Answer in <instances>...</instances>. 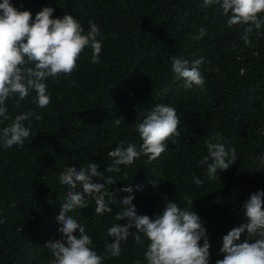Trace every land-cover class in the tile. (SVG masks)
Segmentation results:
<instances>
[{"label":"trees","instance_id":"16d2710c","mask_svg":"<svg viewBox=\"0 0 264 264\" xmlns=\"http://www.w3.org/2000/svg\"><path fill=\"white\" fill-rule=\"evenodd\" d=\"M2 2V0H0ZM20 11H30L34 21L44 7L54 9L52 18L71 15L84 29L89 21L100 29V63L92 64V51L85 48L71 76L49 77L45 83L51 97L46 108L33 103L35 93L16 106L6 101L8 115L32 111L42 118H30L31 134L23 146L5 149L0 144V264H49L46 242L59 240L58 222L62 203L69 191L59 183L66 167L80 168L95 162L111 195V213L96 215L95 200L85 195L87 208L69 213L92 238V247L104 256L102 264H147L148 240L137 243L132 235L121 242L119 257H109L106 245L114 242L107 231L115 215L126 207L120 200L133 187L132 201L137 215L155 219L166 208L165 199L188 209L200 218L211 245L209 264L222 259V237L244 222L242 205L254 192L264 190V25L242 37L244 27L229 28L219 6L204 8L203 0H10ZM264 20V14L261 15ZM205 30L200 36V29ZM189 61L203 58L199 71L203 88L184 87L171 71V57ZM72 81L76 83L73 84ZM157 104L176 109L180 123L165 152L148 163L143 154L119 172H108V153L121 141L142 143L136 124ZM122 118L119 126L114 124ZM11 123L0 118V129ZM25 126L29 122L25 121ZM237 161L227 170H217L215 179L206 175L200 161L214 134ZM209 162H211L209 160ZM204 181L193 182V177ZM82 191L81 189H77ZM95 195V194H93ZM108 201V197H105ZM164 202V203H163ZM163 203V204H162ZM136 232L135 228L130 230ZM78 235V230L75 233ZM243 240V237H242ZM203 246V239L199 242Z\"/></svg>","mask_w":264,"mask_h":264},{"label":"clouds","instance_id":"9594fccd","mask_svg":"<svg viewBox=\"0 0 264 264\" xmlns=\"http://www.w3.org/2000/svg\"><path fill=\"white\" fill-rule=\"evenodd\" d=\"M213 5L219 6L227 17L229 28L247 25L242 37L246 45L250 44L249 34L253 29L259 30L264 25L261 19L264 0H203L204 8ZM53 12V8L44 7L36 13L33 21L30 11L18 10L10 0L0 2V118L11 120L10 124L0 129V144L5 149L14 145L22 147L31 134L30 118H42L28 111L11 119L7 114L6 101L14 99L16 106H19L21 101L34 92L33 103L38 108H46L51 103L45 83L49 77L56 79L71 76L85 48L92 51L91 63H100L102 43L97 39L100 35L98 25L89 21V30L84 34L77 19L69 14L62 18H52ZM204 32L201 28V37ZM202 63L203 58H200L194 60L190 67L189 61L173 56L171 71L177 79L184 81L186 89H192L193 86L203 88L204 79L199 71ZM25 121L29 122V126H25ZM121 122L122 118H117L114 124L119 126ZM179 123L174 107L157 104L144 116L142 122L136 124V131L142 141L139 150L134 143L125 146V142L121 141L108 153L112 163L106 171L119 172L120 165H131L142 154L148 157V163L156 160L165 152L167 141L176 143L173 138L180 135L177 131ZM219 139L220 135L216 133L206 141L208 155L200 161L202 165H207L206 175L209 179H215L217 170H227L237 161L235 148L228 151L223 144L213 142ZM257 160L264 165V154L258 156ZM98 168L92 162L78 169L66 167L60 173L59 183L67 186L69 191L57 216L62 225L59 229L61 238L50 240L44 246L52 257L49 264H102L105 257L93 249L92 238L86 233L85 227L69 215L77 208L88 207L85 195L95 200L96 215L111 213L109 204L112 194L103 189L105 183L112 185L115 181L109 176L105 183L94 182V178L104 179V173L98 171ZM193 182L197 185L204 183L195 176ZM133 190L130 185L117 190V193H129L120 200L126 207L115 215L116 221L127 220V223H116L108 229L107 236L113 238L114 242L106 245L107 256L119 257L121 242L132 235L137 243H143L141 236L147 238V251L144 254L147 264H209L211 245L207 230L197 214L181 209L175 202H169L162 215H157L155 219L137 215V209L132 203ZM105 197H108V201ZM242 210L244 222L222 237L219 252L223 258L217 259L215 264H264V190L252 193L243 203ZM3 222L0 219V223ZM133 228L137 231L131 232ZM77 230L78 235H75ZM202 239L203 246L199 243ZM135 264L141 262L137 260Z\"/></svg>","mask_w":264,"mask_h":264},{"label":"rangeland","instance_id":"374dc122","mask_svg":"<svg viewBox=\"0 0 264 264\" xmlns=\"http://www.w3.org/2000/svg\"><path fill=\"white\" fill-rule=\"evenodd\" d=\"M157 190H159V186H158V185L152 188V190H151V194H152L153 196L158 197L159 200H161L162 198L166 200V198H165L163 195H161V194H159V195L156 194V191H157ZM165 200H164V202H165V204L167 205V201H165ZM164 202H163V203H164ZM163 203H162V204H163ZM157 215H158V212L155 213V216H157Z\"/></svg>","mask_w":264,"mask_h":264}]
</instances>
